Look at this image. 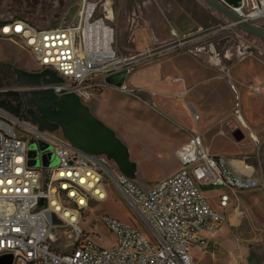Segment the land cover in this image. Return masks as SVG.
Segmentation results:
<instances>
[{"label":"built area","instance_id":"2783aa9c","mask_svg":"<svg viewBox=\"0 0 264 264\" xmlns=\"http://www.w3.org/2000/svg\"><path fill=\"white\" fill-rule=\"evenodd\" d=\"M101 4L102 0H82L71 21L48 28L6 19L0 22V41L29 54L36 63L34 72L50 70L62 79L61 84L44 88L58 96L73 93L87 104L107 88V76L171 51L157 52L154 47L119 57L114 29L107 22L111 10L97 16ZM229 8L264 32V0H240L239 7ZM171 34L178 36L174 30ZM30 90L0 82V101L13 102L7 93L22 95ZM194 119H199L196 112ZM50 134L0 108V257L11 255L13 264H195L189 251L224 223L204 191H226L218 196L219 206L225 209L231 194L260 186L255 177L236 176L198 133L177 150L178 170L147 189L123 175L108 156L88 155L64 137L58 140ZM31 139L54 147L55 166L29 167ZM111 185L150 229V240L142 229L107 215L102 223L114 236L109 246L98 244L93 234L80 227L84 215L107 200ZM62 237L70 242L67 251L54 247Z\"/></svg>","mask_w":264,"mask_h":264},{"label":"rangeland","instance_id":"374dc122","mask_svg":"<svg viewBox=\"0 0 264 264\" xmlns=\"http://www.w3.org/2000/svg\"><path fill=\"white\" fill-rule=\"evenodd\" d=\"M81 1L0 0V22L17 18L39 28L54 27L71 21L75 17L71 11ZM180 7L188 10L193 30L179 32L171 27L175 22H183L179 16L175 21L170 18ZM108 10L111 14L107 22L114 29L115 45L119 28L129 29L133 22L143 23L145 18L163 23L168 32V40L157 43L155 51L171 49L160 60L139 61L131 72L132 77L136 75L135 80L132 82L128 78L124 91L107 87L86 104L127 147L129 158L136 165L134 180L138 186L151 188L173 175L179 168L174 147L179 142L180 145L184 143L193 133L204 137L213 154L221 152L230 158L240 157L241 151H252L255 139L264 142L263 41L237 30L226 17L202 0H102L97 16L103 17ZM136 15L138 19L133 18ZM172 30L177 37L172 36ZM131 45L126 43V47ZM115 49L121 58L129 56L126 54L131 50L118 51L116 46ZM174 53L185 54L189 60L172 59ZM0 64L27 72L37 70L34 59L10 42L0 41ZM177 76L186 78L189 89L183 104L189 125L186 120L180 122L174 114L167 116L161 112L163 108L158 100L161 93L138 88L149 87L159 79L167 85ZM0 82L6 86L15 84L7 72L0 75ZM163 96L180 114L183 108L176 104V92L165 91ZM239 105V114L250 120L246 126L238 119ZM194 112L199 114L197 121L191 116ZM50 135L58 140L63 137L59 131ZM36 149V140L31 139L28 152ZM53 150L54 147L49 146L44 154L46 160L38 156L35 167L55 166L57 159ZM246 155L249 157L247 164L255 166L262 182L256 189L231 194L232 203L225 211L220 230L205 235L204 242L189 251L195 264H250L252 252L258 256V264H264V151L260 157L251 152ZM107 193V200L93 206L84 215L80 227L93 234L98 244L109 246L114 236L102 223L103 215H107L142 229L150 240V229L121 193L112 185ZM223 193L222 189L204 191L212 206L217 205V196ZM69 246L70 242L64 237L54 245L60 251H67Z\"/></svg>","mask_w":264,"mask_h":264},{"label":"water","instance_id":"95a60500","mask_svg":"<svg viewBox=\"0 0 264 264\" xmlns=\"http://www.w3.org/2000/svg\"><path fill=\"white\" fill-rule=\"evenodd\" d=\"M210 8L226 17L237 30L251 35L264 42V32L259 28L247 23L240 18L231 8L240 6V0H202ZM77 8L74 7L71 15H75ZM11 68V71L17 78L19 85L30 87L28 93L32 95H45L39 101L36 99L26 101V105H33L41 120L30 119L24 115L19 94L7 93L6 96L12 101H0V108L13 115L22 118L25 122H29L37 126L40 131L53 133L61 131L63 137L71 143L75 148L80 149L88 155H106L115 162L120 172L126 177L134 180L136 165L129 158L127 147L119 140L113 130L107 127L102 121L97 119L86 104L73 93H63L58 96L51 88L44 86L52 84H61L62 79L57 77L53 71L45 70L43 72H27L22 69ZM130 70L124 68L121 72L109 75L104 79L107 87L124 91L126 89V81ZM20 98V99H19ZM34 116L33 111L29 113ZM37 149L29 151V165L36 166L37 158L41 160L46 157L42 153L49 149V146L42 142H36ZM58 222V221H56ZM250 264H258V256L252 252L249 257ZM0 264H13L11 255L0 257Z\"/></svg>","mask_w":264,"mask_h":264},{"label":"crops","instance_id":"0c3cea01","mask_svg":"<svg viewBox=\"0 0 264 264\" xmlns=\"http://www.w3.org/2000/svg\"><path fill=\"white\" fill-rule=\"evenodd\" d=\"M175 14V15H174ZM174 14H170V18L172 21H175V19L178 17V19L180 21H183L181 23H174L173 28L177 29L179 32L182 31H190L193 30L194 27L191 24L190 18H189V12L188 10L180 7L178 8ZM142 19V18H141ZM129 31V32H128ZM128 32V34H127ZM168 38V32L164 27V24L161 22H154L152 20L149 19H143V23L138 21V22H133V24L130 26V28L128 29V27H122L119 28V31L117 33V40H116V48L118 51H125L127 49H131L130 52L126 55H129L130 57L134 56L135 53H143L146 49L154 47L157 43L160 42H164L165 39ZM168 40V39H167ZM126 43L128 44H132L129 47H126ZM129 56H126L127 58ZM170 56V55H169ZM172 59L173 58H178V59H186L188 58V56H186L185 54H171ZM163 58V57H162ZM159 59V58H158ZM157 59V60H158ZM160 60V59H159ZM189 60V58L187 59ZM134 72V69L130 70L129 73V81L132 79V82H134L135 77H132V73ZM173 79V78H172ZM171 79L170 84H165L164 80H154V82H152V85L148 86H142V87H138L144 90H156L158 93H161L162 96H159L158 100H159V104L160 106L163 108V111H161L163 114L170 116L169 114H174V116L178 117V120L180 122H184V120H186L188 122L189 125V121L187 119V111L184 110L183 104H184V99L187 96V93L189 91V89H187V85L185 82V77L182 76H177L174 77L173 81ZM169 81V80H168ZM152 86V87H151ZM135 87V86H134ZM137 88V87H135ZM174 90L176 92L175 99L177 100V105L182 109L180 114H178L179 112L177 110H175V108L171 105V103H168L167 101H165V99L163 98V92L165 91H172ZM156 100V99H155ZM158 101L156 100V103ZM182 105V106H181ZM158 106V104H157ZM188 108V107H187ZM193 108V106H192ZM184 110V111H183ZM189 110V109H188ZM239 110H241L240 105L237 111L238 114V119L241 122V124L243 126H246L248 124H250V120L248 121V119H246L245 115H240L239 114ZM190 112V110H189ZM191 116H194V113H191ZM200 118V117H199ZM199 120V119H198ZM198 133V132H197ZM200 134V133H198ZM201 135V134H200ZM202 136V135H201ZM203 137V136H202ZM189 138V137H188ZM204 139V137H203ZM188 140V139H187ZM187 140L184 142L186 143ZM205 142V140H204ZM182 143L180 145V142L174 147V154L175 157L177 158V150L184 144ZM263 144V145H262ZM253 150L250 151L245 150V151H241L239 153L238 156L240 157H235V158H230V157H226L223 153L219 152L217 154H214L216 156H221L223 157L227 164L229 165V167L233 170L234 174L236 176H243V177H255L257 179H259L260 183L262 182V176L259 175V173L257 172V170L255 169V166H251L249 164H247V160L249 159V157L246 155L247 152H251V154H256L257 156L260 157V155L262 154V152L264 151V142L261 143L259 140L255 139V145H253ZM179 164V163H178ZM252 168V171H250V168ZM175 173V172H174ZM226 191H224L225 193ZM218 199V196H217ZM232 203V200H231ZM231 203L229 204V206L225 209H222L219 206V202L217 200V205L216 206H212L217 212H219L221 215H225V211L231 206Z\"/></svg>","mask_w":264,"mask_h":264},{"label":"flooded vegetation","instance_id":"af4514ba","mask_svg":"<svg viewBox=\"0 0 264 264\" xmlns=\"http://www.w3.org/2000/svg\"><path fill=\"white\" fill-rule=\"evenodd\" d=\"M5 72L9 73L10 77H12V81L16 84L17 79L14 76L13 72L11 71V68L9 66L0 64V75H4ZM3 78L5 79L6 75H5V77L3 76ZM20 98H21V100H20L21 103L24 105V107H22V111H23L24 115L30 119L42 121L41 116L37 112L36 108L33 105H26V101L32 100V99H36L37 101H39L42 98H46V96L45 95H32L28 92H25L22 95H20ZM30 111H33V113H34L33 117L29 114Z\"/></svg>","mask_w":264,"mask_h":264}]
</instances>
